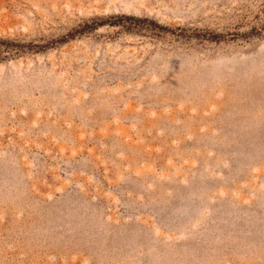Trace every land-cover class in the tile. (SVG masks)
<instances>
[{"label":"rangeland","instance_id":"rangeland-1","mask_svg":"<svg viewBox=\"0 0 264 264\" xmlns=\"http://www.w3.org/2000/svg\"><path fill=\"white\" fill-rule=\"evenodd\" d=\"M0 264H264V0H0Z\"/></svg>","mask_w":264,"mask_h":264}]
</instances>
